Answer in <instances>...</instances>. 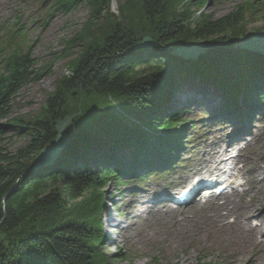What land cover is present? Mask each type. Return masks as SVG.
Wrapping results in <instances>:
<instances>
[{"label": "trees", "instance_id": "trees-1", "mask_svg": "<svg viewBox=\"0 0 264 264\" xmlns=\"http://www.w3.org/2000/svg\"><path fill=\"white\" fill-rule=\"evenodd\" d=\"M78 1L56 0L54 8L65 10ZM85 1L98 15L107 11L109 0ZM190 3H124L120 22L106 18L100 41L83 46L71 76L57 83L40 115L24 126H10L6 120L14 97L36 79L34 60L18 24L0 27V264H107L96 247L102 241L99 190L106 180L121 179L110 166L128 176L154 161L169 164L182 143L184 129L176 127L180 112H168L162 121L159 107L196 82L220 92L224 111L234 110L240 100L262 104L264 63L228 47L246 39L243 8L190 31L185 28L189 20L175 17L179 5ZM216 37L221 45L211 44L213 50L202 63L171 55L175 48ZM144 38L151 39L152 50L135 49ZM72 115L66 149L53 164L25 175L36 155L54 140L55 123ZM11 132L29 138L13 154L5 145ZM115 150H126L129 160L111 156ZM90 191H98L95 203L82 207L77 202Z\"/></svg>", "mask_w": 264, "mask_h": 264}, {"label": "rangeland", "instance_id": "rangeland-1", "mask_svg": "<svg viewBox=\"0 0 264 264\" xmlns=\"http://www.w3.org/2000/svg\"><path fill=\"white\" fill-rule=\"evenodd\" d=\"M55 1H0V27H11L18 24L20 32H24L26 44L34 60L33 73L36 74V79L21 89L12 100L11 114L6 120L10 126H24L40 115L49 96L55 91L57 83L64 77L71 76V68L83 46L86 47L93 39L100 41L106 18L109 23L112 20L120 22L119 9L129 0H109L107 11L102 10L100 15L96 11L97 8L95 9L85 0H79L65 10L55 9ZM241 8H243L241 12L244 17L241 24L243 30L246 31V39L256 36L255 31H263L264 22L261 18L264 12V0H191L187 6L179 5L176 8L175 17L189 20L191 23H186L185 28L196 31L206 23L215 24L218 20L226 18ZM213 45L218 47L221 43L214 42ZM212 47L202 54L198 63H202L203 58L213 50ZM228 47L234 51H240L238 45L232 44ZM75 95L74 93L73 96ZM221 97L220 92L203 82L186 86L173 99L176 103L171 106L173 109L182 106L178 125L184 127L186 132L183 136L182 152L177 155L179 157L177 162L168 170L153 167L138 176L135 175L130 180L123 179L116 182L114 179H108L99 190L103 200L101 219L112 210L115 216L125 212L126 208H129L128 211L140 213L145 209V206L141 204H145V201L150 208H153L151 212L153 216L139 217L138 221L133 223L129 235L123 233L122 230H117L116 235L119 240L116 245L110 246L104 240L100 241L96 251L98 254L106 255L107 264H233L230 262L231 257L224 255L221 247L207 245L199 249L195 248L192 241L193 238L200 236L196 233L198 230L192 228V224L189 223H199L198 229L205 231V219L213 212L212 205L202 204L199 198H196L195 202L200 205L194 204L197 210L190 204L187 207L171 209L172 205L169 201L157 200L166 195L177 194L182 189V177L192 176L193 174L188 172L197 166L203 167L199 162V157H205V152L209 150V148H204V144L212 145L215 141L218 144L228 141L227 138L233 129L232 119L222 114L215 120L213 117L215 115L212 114L213 110H217L216 113H218L222 108L224 102ZM169 102L170 98L158 109L159 116L163 117L162 121H165L167 117L166 109ZM171 103L173 104V101ZM262 104L264 105V100ZM260 107L263 111L259 113L255 109L260 110ZM242 113L248 118V123L244 126L243 137L249 135L251 141L239 152L237 167L238 170H243L242 175L239 176L242 186L234 192L235 195L232 197L247 199L251 192L246 178L248 165L252 159L264 153V106H257V104L245 106V102H242V105L238 104L227 114L236 119L233 114L238 116ZM72 116L74 118V115ZM148 132L151 133V130ZM28 143V136L18 135L16 132H11L5 137L6 149L12 154L27 146ZM115 151L113 156L116 159L129 158L127 151ZM242 161H245V164L241 163ZM260 171L264 172V162L261 163ZM181 172L184 175H180ZM97 192L90 191L76 202L80 205L83 202L82 207L86 205L91 207L95 203L94 198ZM228 197L230 198L231 195ZM140 200L141 203H139ZM76 202L73 204L76 205ZM222 203L221 199H217L214 204L221 205ZM134 206L138 208L133 210ZM173 210V216H166L167 212ZM64 214L67 215L68 212L65 211ZM247 221L251 225L260 224L259 218L250 215L247 216ZM181 222L183 224H180ZM227 222L231 223L232 218H229ZM176 224H178L176 229L181 232L185 231L186 236L176 241L179 242L178 246L169 251L173 244L169 235L176 234L173 231ZM101 232L103 233V227ZM260 241H264V236L259 239ZM247 259L248 257H245L234 264H247Z\"/></svg>", "mask_w": 264, "mask_h": 264}, {"label": "bare ground", "instance_id": "bare-ground-1", "mask_svg": "<svg viewBox=\"0 0 264 264\" xmlns=\"http://www.w3.org/2000/svg\"><path fill=\"white\" fill-rule=\"evenodd\" d=\"M237 130L238 129L232 131L233 134L231 137L237 135ZM205 147L209 148V150L205 152L207 156L199 157V162L201 164L208 165L203 168L206 170L205 174L201 172L202 170L198 171V173H200V175H206L214 171L219 172V167L222 165V163H224V160L221 159L224 155V152H216V150L220 147L217 141H215V143L212 145L204 144V148ZM245 161H242L241 163L245 164ZM263 162L264 153L256 156L250 161V164L248 165L246 178L251 192L249 193L247 199H243L242 197L228 199V197L220 196L221 199H223V203L221 205H215V197H210L206 203L213 206V212H211V214L205 219V231L198 229L199 223H189L192 224V228H196L198 230L196 233H198L200 236L195 237L192 240L195 244V248H205L207 245L216 248L221 247L224 255L231 257L230 262L233 264L238 263L245 257H248L247 264H264V241L259 242V239L264 236V172L261 173L260 171V166ZM241 173L242 170L238 172L239 175ZM201 179H204V177ZM236 185L239 186L238 181H235L234 183H228L227 186H232V188H234ZM221 186L222 185L218 187L221 188ZM186 190L188 189H185L184 191ZM139 198H141V196H139ZM139 203H141V200ZM141 204L145 206V209L140 213H134V211L130 210L128 211L129 208L125 209V214H129L128 216L131 219L128 220L125 225H121V230L123 233L129 235L134 225L133 223H136L139 217L152 215L151 212L153 208H150L146 201L145 204ZM194 204L196 206L200 205L194 201L190 203V206L197 210ZM137 208L138 207L134 206L133 210H136ZM173 212L174 210L167 212L166 216H173ZM249 215L254 216V218H259L260 224H249L247 221V216ZM229 218H232L231 223L227 222ZM177 222L179 223V221ZM180 224H183V222ZM174 227L175 230L173 231L176 234L169 235L171 236L170 239L173 243L169 251H172L178 246L179 242L176 241H179L186 236L185 231L181 232L176 229L178 224H176Z\"/></svg>", "mask_w": 264, "mask_h": 264}, {"label": "water", "instance_id": "water-1", "mask_svg": "<svg viewBox=\"0 0 264 264\" xmlns=\"http://www.w3.org/2000/svg\"><path fill=\"white\" fill-rule=\"evenodd\" d=\"M221 38L216 37L211 41H201L200 43L192 46H182L175 48L171 55L183 62L189 64H198V59L206 50H210L211 44L217 42ZM238 45L241 52L251 54L258 62H264V29L254 37L244 39ZM154 44L149 38H144L142 42L138 43L135 47L136 50H152ZM73 116L66 117L62 121L55 123L56 136L54 140L42 149L34 158L33 164L26 170L25 175L31 174L34 170L42 169L52 164L54 160L59 157L60 153L66 149L68 144L67 133L72 128Z\"/></svg>", "mask_w": 264, "mask_h": 264}]
</instances>
